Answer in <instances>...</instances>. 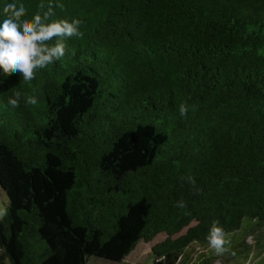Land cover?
<instances>
[{"label": "trees", "instance_id": "1", "mask_svg": "<svg viewBox=\"0 0 264 264\" xmlns=\"http://www.w3.org/2000/svg\"><path fill=\"white\" fill-rule=\"evenodd\" d=\"M19 2L83 35L0 84V264H264V0Z\"/></svg>", "mask_w": 264, "mask_h": 264}, {"label": "clouds", "instance_id": "2", "mask_svg": "<svg viewBox=\"0 0 264 264\" xmlns=\"http://www.w3.org/2000/svg\"><path fill=\"white\" fill-rule=\"evenodd\" d=\"M0 4V84L13 74H20L25 82L31 81L38 70L65 56L68 38L83 35L79 20L49 21L50 13L29 16L19 0H0ZM19 99L20 93L15 92L8 104L15 108ZM26 103L36 104L37 99L29 97ZM186 113L187 107L181 105L180 114ZM208 240L218 253L224 250V232L219 226L213 224Z\"/></svg>", "mask_w": 264, "mask_h": 264}, {"label": "rangeland", "instance_id": "3", "mask_svg": "<svg viewBox=\"0 0 264 264\" xmlns=\"http://www.w3.org/2000/svg\"><path fill=\"white\" fill-rule=\"evenodd\" d=\"M9 205L8 198L6 194L0 188V220L3 218L5 212L7 211ZM166 236L159 235L152 243H140L136 247L135 251L127 258L124 264H160L158 259H153L151 257V249L159 242L165 240ZM89 264H104L98 262H90Z\"/></svg>", "mask_w": 264, "mask_h": 264}]
</instances>
